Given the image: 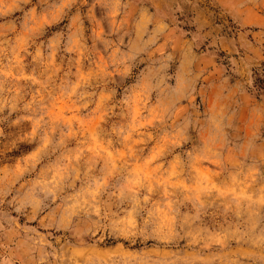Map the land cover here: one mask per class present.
Listing matches in <instances>:
<instances>
[{
    "label": "rangeland",
    "instance_id": "374dc122",
    "mask_svg": "<svg viewBox=\"0 0 264 264\" xmlns=\"http://www.w3.org/2000/svg\"><path fill=\"white\" fill-rule=\"evenodd\" d=\"M172 3L0 0V264H264V119L186 111L159 70L233 41ZM226 4L255 68L261 11Z\"/></svg>",
    "mask_w": 264,
    "mask_h": 264
},
{
    "label": "clouds",
    "instance_id": "9594fccd",
    "mask_svg": "<svg viewBox=\"0 0 264 264\" xmlns=\"http://www.w3.org/2000/svg\"><path fill=\"white\" fill-rule=\"evenodd\" d=\"M239 2L246 9L261 11L260 25L264 31V0H227L226 6ZM172 8L173 19L179 15L184 17L185 23H190L193 16L203 15L210 21L211 30L219 27L233 41L225 57V60L231 57L232 62L224 63L222 71L203 60L181 67L179 57L159 70L182 80L183 98L189 101L185 105L186 111L189 114L199 113V118L204 121H208L210 113L217 118H232L234 122H247L255 118L257 112L264 119V87H257L258 84L264 86V56L258 58L255 68H249V59H257L255 51L248 48L245 52L241 45V40L247 39L251 29L237 28L234 21L229 22L230 17L221 14L217 0H173ZM176 22L181 21L176 19ZM237 104L239 107L234 110L233 106Z\"/></svg>",
    "mask_w": 264,
    "mask_h": 264
}]
</instances>
